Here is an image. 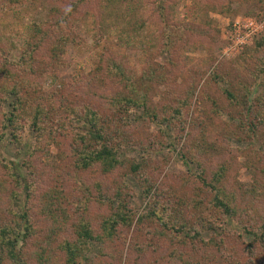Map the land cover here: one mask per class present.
Instances as JSON below:
<instances>
[{"label":"rangeland","instance_id":"374dc122","mask_svg":"<svg viewBox=\"0 0 264 264\" xmlns=\"http://www.w3.org/2000/svg\"><path fill=\"white\" fill-rule=\"evenodd\" d=\"M246 18L259 28L241 44L243 31L235 24ZM45 22L69 27L71 41L61 47L60 66L48 64L44 46L39 50L35 66L43 67L37 78L43 97L70 108L100 106V94H114L123 84L87 85L80 76L92 72L101 55H110L137 80L152 112L126 128L129 138L117 149L125 165L104 173L98 167L76 168L71 140L60 131L37 141L35 129L21 119L22 140L13 138L5 123L13 95L0 93V232L22 235L27 227L16 257L3 264H67L63 247L75 240L81 225L101 239L87 240L77 264H264L258 238L264 213V104L257 100L264 95V73L254 79L250 50L264 37V0H0L2 75L23 68L27 41ZM247 86L259 105L250 114L226 94L227 89L247 93ZM250 119L255 133L248 128ZM143 158H150L143 176L152 183L146 198L144 183L129 171L131 160ZM221 166L220 183L237 196L235 216H214V193L200 190L199 176L208 180ZM253 186L258 193L248 198ZM157 190L199 194L187 237L161 234V225L151 219L138 222ZM121 195L135 215L128 227L116 224L109 236L103 223L113 217ZM191 236H197L194 243Z\"/></svg>","mask_w":264,"mask_h":264},{"label":"trees","instance_id":"16d2710c","mask_svg":"<svg viewBox=\"0 0 264 264\" xmlns=\"http://www.w3.org/2000/svg\"><path fill=\"white\" fill-rule=\"evenodd\" d=\"M55 24H53V28L48 22L36 25L31 38L27 41L25 54L22 57L23 68L14 72L7 70L3 75L0 73V93L13 95L12 100L8 101L11 110L5 117V123L13 129L12 137L21 140V135L25 132L17 131L19 128L25 127L20 123L21 119L26 120L35 129L37 141L42 137L50 139L52 134L56 135L54 130L60 131L71 140L70 148L76 156L74 159L76 168L93 169V167H98L104 173L110 172L117 165L124 164L119 159L117 149L129 138L127 131H125L126 128L137 122L142 123L145 118L151 116L150 112L152 111L146 108V95H140L137 90V80L126 73L120 59H115L110 55H101L94 70L80 76L83 80L88 81L86 82L87 85L93 83L105 87V82L111 85L123 84V89L116 91L114 94H100V106L86 104L79 109L70 108L62 106L61 100H59L58 105H55V99L43 97L39 93L40 86L37 81L43 67L42 65L35 66L38 52L44 46L43 53L50 57L48 64L50 66H60L59 52L62 49L61 47L71 41V35L68 33L70 28L62 24ZM250 50L253 60L256 61L257 73H254V79H256L257 75L264 73V37L254 41V45ZM40 60L45 62L44 58H40ZM246 89L248 92L242 94L232 93L227 89L226 94L228 97L235 99V102L241 105L246 114H250L254 113L253 107L256 106L257 110L259 105L249 95V87ZM257 100L259 102L263 101L264 104V95L257 97ZM143 108L145 110L140 113V109ZM255 116L256 118L259 117V111H256ZM251 120L248 128L252 133H255L257 127L254 120ZM195 149L198 153L202 152L198 146H195ZM149 161L150 158H143L140 162L135 160L129 162V171L144 183L143 193L145 198L150 195V186H152L150 180L143 176L146 175ZM224 171L225 169L221 166V170L215 171L208 180L204 179L203 176H199L203 184L200 190L204 191L205 194H208L207 192L214 193V197L210 201L211 206L215 207L214 216L218 214L235 216L237 206L235 190L225 189L220 183ZM10 176L13 178L12 175ZM160 191L157 190L150 197V207L138 216V222L142 224L151 219L157 223L156 225H161V234L163 232L164 235L166 233L168 236L187 237L184 233L189 224L188 218L191 217L190 209L198 207L199 194L194 192L193 195L180 196L173 190H169L167 194ZM249 191L248 198L258 193L255 186L250 188ZM134 215L129 199L121 195L119 201H117L113 217L108 221H104L103 229L107 232V235L111 236L116 224H123V226L128 227ZM261 217V235L258 238L264 244V213ZM204 220L209 228H214V221L209 220L207 217ZM165 226L168 228L165 229ZM26 228L25 233L22 235L15 230L0 232V264H3L6 257L11 259L16 257L17 242L19 239L23 241L26 237ZM193 231L198 235L195 229ZM190 238L191 243H194L197 236H191ZM88 239H101V236L93 234L90 226L81 225L75 240L65 242L63 250L67 264H77ZM202 243L206 244L205 241H202ZM3 249H6V254L2 251ZM211 255L208 253L206 256Z\"/></svg>","mask_w":264,"mask_h":264},{"label":"built area","instance_id":"2783aa9c","mask_svg":"<svg viewBox=\"0 0 264 264\" xmlns=\"http://www.w3.org/2000/svg\"><path fill=\"white\" fill-rule=\"evenodd\" d=\"M241 23L240 21H236V31H239L240 26H241V31H243V34H241V39H238V42L241 44L247 42L250 38H252V35L255 34L257 29L259 28V23H257L254 19L252 18H246L243 19ZM237 44V42L235 43Z\"/></svg>","mask_w":264,"mask_h":264}]
</instances>
